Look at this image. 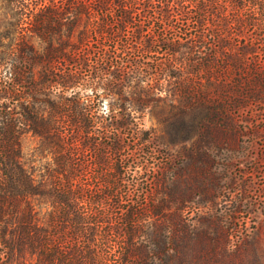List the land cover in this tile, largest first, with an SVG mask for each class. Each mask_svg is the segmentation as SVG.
<instances>
[{"label":"trees","instance_id":"trees-1","mask_svg":"<svg viewBox=\"0 0 264 264\" xmlns=\"http://www.w3.org/2000/svg\"><path fill=\"white\" fill-rule=\"evenodd\" d=\"M0 16V264H152L167 152L144 111L164 93L223 130L264 115V0H7Z\"/></svg>","mask_w":264,"mask_h":264},{"label":"rangeland","instance_id":"rangeland-1","mask_svg":"<svg viewBox=\"0 0 264 264\" xmlns=\"http://www.w3.org/2000/svg\"><path fill=\"white\" fill-rule=\"evenodd\" d=\"M157 96L141 119L167 152L153 185L164 210L147 231L152 264H264V115L247 108L223 130L201 105ZM36 145L21 139L20 160L35 177Z\"/></svg>","mask_w":264,"mask_h":264}]
</instances>
